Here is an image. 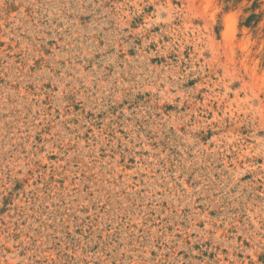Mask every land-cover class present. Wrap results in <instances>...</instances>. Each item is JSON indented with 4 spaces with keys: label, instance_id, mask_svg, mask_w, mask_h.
<instances>
[{
    "label": "rangeland",
    "instance_id": "rangeland-1",
    "mask_svg": "<svg viewBox=\"0 0 264 264\" xmlns=\"http://www.w3.org/2000/svg\"><path fill=\"white\" fill-rule=\"evenodd\" d=\"M0 264H264V0H0Z\"/></svg>",
    "mask_w": 264,
    "mask_h": 264
},
{
    "label": "trees",
    "instance_id": "trees-1",
    "mask_svg": "<svg viewBox=\"0 0 264 264\" xmlns=\"http://www.w3.org/2000/svg\"><path fill=\"white\" fill-rule=\"evenodd\" d=\"M251 18H253V17H251ZM251 18H250V20H251Z\"/></svg>",
    "mask_w": 264,
    "mask_h": 264
}]
</instances>
